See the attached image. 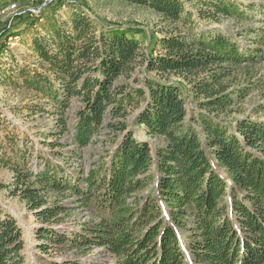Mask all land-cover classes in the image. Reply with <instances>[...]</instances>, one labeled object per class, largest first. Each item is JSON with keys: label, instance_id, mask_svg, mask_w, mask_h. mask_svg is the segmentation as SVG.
Wrapping results in <instances>:
<instances>
[{"label": "trees", "instance_id": "trees-1", "mask_svg": "<svg viewBox=\"0 0 264 264\" xmlns=\"http://www.w3.org/2000/svg\"><path fill=\"white\" fill-rule=\"evenodd\" d=\"M127 1L153 9L160 28L101 24L78 2L58 18L68 0H52L24 28L0 25V37L17 39L38 26L36 66L14 64L1 83H21L34 96L24 107L50 119L46 153L0 138L11 173L0 188L35 216L45 252L66 242L80 255L104 248L115 264H264V120L227 122L262 85L264 0H190L196 12L183 0ZM223 18L258 23L242 28L248 45L239 32L198 27ZM131 118L160 143L136 138ZM103 129L107 145L84 171L76 158ZM72 213L74 226L59 232ZM24 248L0 205V264H27Z\"/></svg>", "mask_w": 264, "mask_h": 264}, {"label": "rangeland", "instance_id": "rangeland-1", "mask_svg": "<svg viewBox=\"0 0 264 264\" xmlns=\"http://www.w3.org/2000/svg\"><path fill=\"white\" fill-rule=\"evenodd\" d=\"M51 1L52 0H24L21 3L11 0L9 2L5 1V4L0 8V25L3 23L5 24L7 20L14 19L15 24H13L12 30L24 28L29 24L30 19L38 16L39 10L48 5ZM183 1L186 2V6L191 11L196 12L195 7L190 4V0ZM244 1L245 0H243V2ZM13 2H15L17 8L14 10H12L11 7L7 9ZM69 2L76 5L77 3L74 2H78V4L81 5L84 3L85 8L89 10L88 12L97 17L101 24H117L123 26L127 24H136L144 27L147 32L160 28V17L153 9L127 0H68L57 13L56 16L58 18L67 16L66 11L72 8V6L69 7L67 5ZM20 13L23 14L17 18L16 15ZM19 19H22L21 22ZM255 24L258 23H254L250 20H243L239 24H236L232 19L223 18L220 22H200L198 23V27L216 29L232 34L239 32L241 34L236 37L239 43L241 45H248L249 38L242 34V28L254 26ZM33 29L39 30L38 26H33L29 34L24 33L20 36L21 39L14 37L5 38V36L0 37V45L5 47V52L0 57V138L3 137V141L9 143L8 141L11 140L10 136L14 135V140L17 141V144L22 143L23 146L27 144L30 150H43L42 152L46 153L45 146L42 145L43 136L40 132H46L49 129L47 125L50 122L49 117L42 113L31 114L25 108L30 100H34V96L32 92L25 90L21 83L17 87H14L8 82L1 83V80L4 79V75L10 73L9 69L12 68L14 64H18L19 66L29 65L31 68L36 66L38 58L30 47L31 38L33 37L32 34L35 32ZM10 56H13L16 62H14V59ZM257 74L260 75L262 82L260 90L252 91L241 101V105L232 106L233 113L230 115L227 122H234L233 118L236 116H248L253 120H264V63L257 66ZM260 104H262L260 109L256 110L257 106ZM77 105L78 103L73 101V109ZM73 109L69 111L71 116L69 122L72 125L75 123ZM230 118L232 119L230 120ZM129 128L134 132L136 138L147 141L152 146L161 141L158 137L147 135L143 127L141 125H136L132 121V118L129 120ZM107 136L106 130L103 129L98 134L96 141L87 145L82 150L79 159L76 158L84 171L88 169L89 163L98 160L99 154L107 145ZM68 137L69 134L63 138V141L68 143ZM49 138V140L53 139V137ZM70 147L69 145L65 148V155L69 153ZM10 148L11 147H8V152ZM10 181L11 173L5 167L0 166V183L8 184ZM0 205L16 218L22 229L27 264H115L112 256L104 248H96L93 249L91 253L80 255L75 249H72L64 242L57 248H50L48 252L42 251L38 247L35 238V229L37 226L35 216L27 212L24 205L17 198L8 195V190L5 188H0ZM75 214H77V219H89V215L85 212H77ZM73 216L74 214L72 213L71 217L65 218L63 221L56 224V228H58L59 232H67L74 226L72 222Z\"/></svg>", "mask_w": 264, "mask_h": 264}, {"label": "built area", "instance_id": "built-area-1", "mask_svg": "<svg viewBox=\"0 0 264 264\" xmlns=\"http://www.w3.org/2000/svg\"><path fill=\"white\" fill-rule=\"evenodd\" d=\"M10 7L12 8V10H14L15 8H17L15 2L11 3V4L7 7V9H9ZM2 11H3V10H2ZM14 38H15V37H14Z\"/></svg>", "mask_w": 264, "mask_h": 264}]
</instances>
